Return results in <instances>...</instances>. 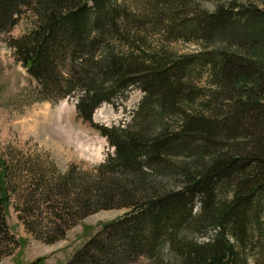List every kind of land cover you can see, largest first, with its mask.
I'll list each match as a JSON object with an SVG mask.
<instances>
[{
	"label": "trees",
	"instance_id": "trees-1",
	"mask_svg": "<svg viewBox=\"0 0 264 264\" xmlns=\"http://www.w3.org/2000/svg\"><path fill=\"white\" fill-rule=\"evenodd\" d=\"M133 4L0 0V33L20 7L33 9L32 29L11 47L43 99L74 94L76 114L90 121L100 103L132 86L143 92L129 122L92 125L113 150L93 175L27 160L13 166L0 155V241L13 242L5 222L10 199L25 231L46 243L88 214L125 208L65 264L138 256L157 257L155 264H264V11L235 0L213 10L195 0ZM142 34L198 49L170 56ZM150 110L179 122L154 132ZM185 154L192 166L179 167L175 187L146 183L150 173L174 176L171 162ZM207 225L214 232L205 241L186 235ZM164 245L173 259L159 258Z\"/></svg>",
	"mask_w": 264,
	"mask_h": 264
},
{
	"label": "rangeland",
	"instance_id": "rangeland-1",
	"mask_svg": "<svg viewBox=\"0 0 264 264\" xmlns=\"http://www.w3.org/2000/svg\"><path fill=\"white\" fill-rule=\"evenodd\" d=\"M133 1L120 0L128 8L135 7ZM235 1L252 3L264 11V0ZM195 2L201 8L213 10L216 5L227 6V3L229 5L233 0H195ZM14 18L8 30L0 33V155L13 166L22 165L27 161L38 165L47 163L51 164L58 173L72 168L75 172L93 175L95 167L111 155L113 150L92 125L109 126L129 122L143 92L137 86H132L123 95L100 103L93 110L90 121H84L76 114L74 94L60 100H57V97L43 99L40 84L27 74L11 47L12 39L32 29L35 20L33 9L29 6L20 7ZM142 35L146 41L152 43L150 47L153 50L161 49L170 56L190 53L198 49L196 44L182 40L161 41L152 34ZM201 79L203 81V77ZM151 111L146 121L148 126L151 124L150 128L154 132L163 126L171 130L179 122V117L176 115L156 114L155 110ZM193 158L188 154L176 157L171 162L172 165H177L173 166L176 171L174 176L167 173L168 171L163 175L150 173L151 178L145 179L146 183L175 187L174 183L178 184L182 178L181 173H177L179 167L184 163L185 165L192 163ZM74 181L76 183L75 178ZM10 201L6 209L5 222L6 234L8 237L13 236V242L8 238L6 239L8 242L5 239L0 241L2 244L0 264H65L90 238L99 233L103 223L126 211L125 208L100 209L77 219L61 236L51 243H46L42 238L36 239L25 231L23 224L16 217V211L12 206L13 199ZM43 215L45 217V213ZM38 220L43 225L47 224L42 214ZM207 226L203 229V234L192 231L186 235L192 241H205L214 232L211 226ZM108 251L113 252L114 249L109 247ZM167 257L173 259L175 256L169 253L167 246L164 245L159 258L164 260ZM156 258L138 256L126 261L125 264H155Z\"/></svg>",
	"mask_w": 264,
	"mask_h": 264
}]
</instances>
